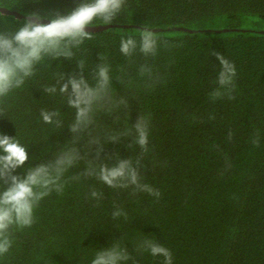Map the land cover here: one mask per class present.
<instances>
[{
  "label": "trees",
  "instance_id": "16d2710c",
  "mask_svg": "<svg viewBox=\"0 0 264 264\" xmlns=\"http://www.w3.org/2000/svg\"><path fill=\"white\" fill-rule=\"evenodd\" d=\"M87 2L0 0L24 15L0 11V32ZM145 29L158 38L155 54L139 47L122 54L121 39L139 43ZM86 30L90 38L70 59L45 56L22 86L0 97V134L29 155L14 174L73 159L61 190L35 205L32 224L9 228L11 247L0 264H91L112 245L127 254L120 264H165L148 240L168 249L172 264H264V0H125L111 23L98 18ZM216 52L236 69L226 87L218 83ZM101 65L109 69L107 91L93 104L91 123L73 132L76 109L60 84L83 76L95 87ZM51 86L54 94L45 91ZM217 90L222 95L213 99ZM42 111L57 113L52 123ZM141 117L147 151L135 143ZM120 159H130L140 183L159 196L96 178L101 165ZM6 187L0 181V191Z\"/></svg>",
  "mask_w": 264,
  "mask_h": 264
},
{
  "label": "clouds",
  "instance_id": "9594fccd",
  "mask_svg": "<svg viewBox=\"0 0 264 264\" xmlns=\"http://www.w3.org/2000/svg\"><path fill=\"white\" fill-rule=\"evenodd\" d=\"M124 3L125 0H90L81 3L67 15L57 14L49 23H42L38 16L32 15L11 35L0 32V97L22 86L25 79L34 74L35 66L45 56L70 59L71 49L79 46L84 39L90 38L86 30L88 25L98 18L105 24L111 23ZM157 42V36L151 30L145 29L139 43L132 37L122 38L120 52L130 56L139 47L144 55L155 54ZM214 55L222 66L218 83L221 87H226L236 75V69L221 53L216 52ZM63 78L64 74L61 75V79ZM97 78L95 87L90 86L83 76L68 77L66 82L60 84L59 91L62 94H68L70 90L67 103L76 109L75 124L71 126L73 132L91 123L92 106L103 98L102 93L107 91L110 83L109 69L101 65ZM45 91L54 94L57 89L51 86L46 87ZM211 95L216 99L222 93L217 90ZM56 115L55 112H41L45 123H52ZM134 128L135 143L147 151L148 122L141 117ZM28 159V151L23 145L13 137L0 134V181L7 184V187L0 191V255L7 253L11 247V241L6 235L9 228L13 224L21 227L32 224L35 205L53 188L61 190L58 181L66 168L73 163L70 156H61L55 162L32 167L23 176L14 174L15 170L23 167ZM95 176L112 188L135 185L138 191H147L149 194L159 196V192L140 183L139 171L133 167L130 159H120L111 167L101 165ZM99 195L97 192L92 193L93 197ZM121 214L118 209L113 213V217H119ZM145 243L153 256L163 255L165 264H172V255L168 249L151 240ZM127 258L126 252L121 250L119 245H112L99 250L91 264H120Z\"/></svg>",
  "mask_w": 264,
  "mask_h": 264
},
{
  "label": "water",
  "instance_id": "95a60500",
  "mask_svg": "<svg viewBox=\"0 0 264 264\" xmlns=\"http://www.w3.org/2000/svg\"><path fill=\"white\" fill-rule=\"evenodd\" d=\"M0 11L4 14H9V15H14L15 17H18V18H23L24 15L15 11V10H12V9H8V8H5V7H0ZM28 18V17H26ZM42 23H49L50 20H46V19H43L41 20ZM109 25L107 26H98V27H92L90 28L91 30H102L104 28H107Z\"/></svg>",
  "mask_w": 264,
  "mask_h": 264
}]
</instances>
